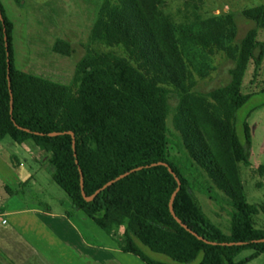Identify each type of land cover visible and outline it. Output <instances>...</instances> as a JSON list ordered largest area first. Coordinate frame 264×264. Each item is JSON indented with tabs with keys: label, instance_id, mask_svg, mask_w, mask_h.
<instances>
[{
	"label": "trees",
	"instance_id": "16d2710c",
	"mask_svg": "<svg viewBox=\"0 0 264 264\" xmlns=\"http://www.w3.org/2000/svg\"><path fill=\"white\" fill-rule=\"evenodd\" d=\"M129 2L131 10L117 11L109 23L99 24V39L107 47L124 50L130 59L109 57L88 63L74 96L69 94L71 90L64 93L63 88L15 69L12 24L0 4V140L8 137L17 144L29 143L37 152L48 154L51 180L71 207L92 220L122 252L144 264H169L149 253L176 264L189 263L199 254V264H247L264 252V243L254 242L264 239V230L253 225V216L264 208L249 205L245 199L238 165H248L250 133L244 123L241 143L235 115L248 98L240 91L246 64L251 59L259 65L264 43L256 42L255 30H249L240 41L231 81L206 94L207 103L217 113L206 126V141L198 116L182 93L190 81L187 65L191 61L185 51L191 42L213 55L220 44L168 22L160 27L138 0ZM242 15L264 28V6ZM227 18L233 23L231 15ZM133 49L141 56L133 54ZM138 58L145 61L144 66ZM171 92L180 96L175 117L181 137L178 144L170 140L165 125ZM61 132H71L73 139L69 134L48 135ZM173 144L177 153L170 152ZM160 162L180 181L172 202L175 216L169 201L177 183L167 167L151 166ZM135 168L141 169L106 187L92 200L83 198L80 174L83 191L91 196ZM257 171L263 174L264 166H258ZM204 175L229 199L227 234L204 214L195 199L194 189L200 184L199 191L211 197ZM245 250L254 253L235 262Z\"/></svg>",
	"mask_w": 264,
	"mask_h": 264
},
{
	"label": "rangeland",
	"instance_id": "374dc122",
	"mask_svg": "<svg viewBox=\"0 0 264 264\" xmlns=\"http://www.w3.org/2000/svg\"><path fill=\"white\" fill-rule=\"evenodd\" d=\"M138 2L160 27L164 22H168L176 29L181 27L206 39L211 37L220 44V50L213 55L206 54L191 42L187 43L185 51L191 61V64L187 65V73L190 74L187 79L190 81L186 83L185 91L182 93L187 95L192 110L198 116L203 136L209 141V130L206 126L211 119L217 117V113L214 107L207 103L206 94L226 86L231 81L230 71L237 64L240 41L249 30H255L256 42L264 43V28L242 15L248 9L264 6V0H138ZM0 4L12 24V56L15 69L37 80L63 88L64 93L71 90L69 93L71 96L78 90L83 68L88 63L100 62L109 57L130 59V55L124 50L117 46L107 47L99 39L101 33L99 24L109 23L117 11L131 10L129 0H0ZM228 15L232 16L233 23L227 18ZM160 31L165 32V28H161ZM259 51L260 48H256L254 55L257 56ZM132 53L141 56L135 49ZM138 60L140 66H144L145 61L139 58ZM167 89L171 90L168 87ZM240 91L248 98L236 112L235 131L241 143H244L243 124L248 125L250 156L248 165H238L239 173L246 202L264 208V176L257 171L258 166H264V52L259 65L256 66L251 59L248 60ZM169 96L170 111L165 125L170 140L178 144L181 137L175 126V117L180 96L176 92H171ZM4 142L12 141L6 137L0 142L2 161ZM174 144L169 146L171 153H177ZM42 175L44 181L39 185L44 190L41 188L38 190L39 187L34 185V195L26 191V199L32 197L48 199L49 204L56 202V205L62 200L70 204L64 192L51 180L50 169H47V166L42 170ZM203 178L211 189V197L199 191L200 184L194 189L195 199L204 214L227 234L231 212L229 199L209 181L207 176L204 175ZM0 194L5 195L1 184ZM83 218L87 217L83 215ZM253 223L256 228L264 230V212L259 210L253 216ZM251 252L242 251L235 258V262L245 259ZM149 254L153 259L176 264L165 256ZM201 259L202 254H199L195 260L186 264H199ZM257 264H264V257Z\"/></svg>",
	"mask_w": 264,
	"mask_h": 264
},
{
	"label": "crops",
	"instance_id": "0c3cea01",
	"mask_svg": "<svg viewBox=\"0 0 264 264\" xmlns=\"http://www.w3.org/2000/svg\"><path fill=\"white\" fill-rule=\"evenodd\" d=\"M4 147L0 184L5 195L0 194V215L6 222L0 223V264H144L122 252L66 201L56 205L48 199H26V191L34 195V185L44 190L39 183L44 181L48 154L28 143L4 142ZM250 251L245 259L254 253ZM263 257L264 252L247 264H257Z\"/></svg>",
	"mask_w": 264,
	"mask_h": 264
},
{
	"label": "water",
	"instance_id": "95a60500",
	"mask_svg": "<svg viewBox=\"0 0 264 264\" xmlns=\"http://www.w3.org/2000/svg\"><path fill=\"white\" fill-rule=\"evenodd\" d=\"M0 20L2 21L1 14H0ZM4 41H6V36H4ZM5 46H7L6 43H5ZM7 62H8V61H7ZM7 78H8V77H7ZM8 84H9V82H8ZM9 93H10V113H11V112H12V96H11V92H10V91H9ZM61 134H69V135H71V137H72V139H73V134H72L71 132L49 133L48 135H49V136H56V135H61ZM155 165H162V166L167 167V168H168V171H169V172L175 177L173 171L171 170V168L168 167V165H167L166 163H162V162H160V163L152 164L151 166H155ZM140 169H141V168H135V169H132V170L129 171V172H126V173L120 175L119 177H117V178L113 179L112 181L108 182L107 184H105L101 189L97 190V191H96L94 194H92L91 196H86V195H85V193H84V191H83V178H82V175L80 174V188H81L82 196H83V198H84L86 201H90V200H92V199H93V198H94V197H95L100 191H102V190L105 189L106 187L110 186L111 184H113L114 182L118 181L119 179H122V178H124L125 176H127V175H129V174H131V173H133V172H136V171H138V170H140ZM175 180H176V183H177V188H176V190L174 191V193H173V195H172V197H171V199H170V201H169V210H170L172 216H175V214H174V212H173V208H172V202H173V199H174L176 193L178 192V190H179V188H180V181H179V179H178L177 177H175ZM254 242H255V243H264V239L256 240V241H254ZM241 244H243V243H237V245H241Z\"/></svg>",
	"mask_w": 264,
	"mask_h": 264
},
{
	"label": "built area",
	"instance_id": "2783aa9c",
	"mask_svg": "<svg viewBox=\"0 0 264 264\" xmlns=\"http://www.w3.org/2000/svg\"><path fill=\"white\" fill-rule=\"evenodd\" d=\"M5 222H6L5 219H2V218H1V215H0V223H1V224H4Z\"/></svg>",
	"mask_w": 264,
	"mask_h": 264
}]
</instances>
